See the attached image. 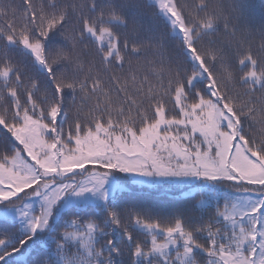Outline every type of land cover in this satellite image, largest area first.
<instances>
[{"label":"snow or ice","instance_id":"obj_1","mask_svg":"<svg viewBox=\"0 0 264 264\" xmlns=\"http://www.w3.org/2000/svg\"><path fill=\"white\" fill-rule=\"evenodd\" d=\"M246 0H0V264H264V16ZM133 186L200 199H123Z\"/></svg>","mask_w":264,"mask_h":264},{"label":"trees","instance_id":"obj_2","mask_svg":"<svg viewBox=\"0 0 264 264\" xmlns=\"http://www.w3.org/2000/svg\"><path fill=\"white\" fill-rule=\"evenodd\" d=\"M12 3L19 6L21 0H11ZM191 2V0H189ZM226 3H238L239 0H225ZM246 3L250 5L251 15L259 21L261 16H264V0H246ZM123 199L130 201H142L148 204L154 205H175L182 204L187 200L198 201L201 197L199 192L196 190L190 194L187 190L182 193H175L174 195L170 192H155V191H144L134 190V192H127L123 194Z\"/></svg>","mask_w":264,"mask_h":264},{"label":"rangeland","instance_id":"obj_3","mask_svg":"<svg viewBox=\"0 0 264 264\" xmlns=\"http://www.w3.org/2000/svg\"><path fill=\"white\" fill-rule=\"evenodd\" d=\"M144 190V191H155V192H170V193H172L173 195L175 194V193H182V192H184L185 190H187L188 191V193H190V194H192V193H194L197 189H191V190H189V189H175V188H172V189H148V188H143V187H141V186H133L129 191H127V192H134V190ZM198 192H199V190H197ZM127 192H125V193H127Z\"/></svg>","mask_w":264,"mask_h":264}]
</instances>
